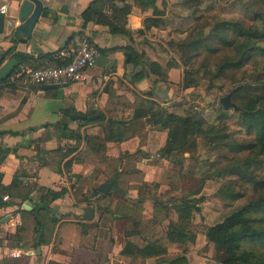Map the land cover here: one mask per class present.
<instances>
[{"label":"crops","instance_id":"0c3cea01","mask_svg":"<svg viewBox=\"0 0 264 264\" xmlns=\"http://www.w3.org/2000/svg\"><path fill=\"white\" fill-rule=\"evenodd\" d=\"M165 1L42 0L26 36L17 30L23 0H0V7L8 5L7 14L0 11V65L17 59L0 81V190L9 195L5 201L1 194L7 203L0 206V264H168L182 253L191 264H209L212 212L204 196L211 192L187 172V158L160 154L168 129L145 113L150 101L182 112L179 102L191 93L183 88L182 68L153 36L163 29V13L155 10L163 11ZM81 37L99 50L85 81L48 88L17 71L54 63L57 50ZM128 45L137 66L126 62ZM110 121L128 136L109 139ZM111 180L108 192L99 190ZM184 198L200 209H185ZM172 225L194 238L171 239ZM155 242L168 252L146 258L124 252L128 243Z\"/></svg>","mask_w":264,"mask_h":264},{"label":"rangeland","instance_id":"374dc122","mask_svg":"<svg viewBox=\"0 0 264 264\" xmlns=\"http://www.w3.org/2000/svg\"><path fill=\"white\" fill-rule=\"evenodd\" d=\"M165 2L160 25L163 29H158L153 36L161 39L156 40L158 48L172 60H176L182 68L183 79L186 76L185 81L189 77L195 83L189 88L191 93L185 98L187 100L181 99L179 102L185 103L186 107L181 108L183 113L192 114L204 122L203 130L198 133L203 146L202 155L197 148L194 153H179L177 158H187V172L198 175L204 185L207 184L211 193L204 198L209 197L211 201L209 223L213 225L245 205L264 199V165H256L246 159L257 151L232 148V145L250 143L257 138L255 132L249 133L242 124L241 114L244 110L238 107L237 102H243L246 106L258 95L264 98V53H258L253 61L241 67H232L222 75H216L217 66L222 62L226 50L208 56L201 49L192 47L190 42L206 37L212 27L222 21H244L247 25L257 23L264 28V19H258L254 14L256 9L264 13V5L258 0ZM247 3L253 6L246 9ZM169 23L170 27L165 28ZM211 42L218 45L214 38ZM186 71L191 75L187 76ZM231 92L234 94L230 101L236 106L225 108L221 99ZM223 187L224 194L227 191H237L242 192V196L237 199L224 198V194L219 191ZM254 249L257 252L259 246ZM206 256L209 264H223L227 251L225 247L211 242V249Z\"/></svg>","mask_w":264,"mask_h":264},{"label":"trees","instance_id":"16d2710c","mask_svg":"<svg viewBox=\"0 0 264 264\" xmlns=\"http://www.w3.org/2000/svg\"><path fill=\"white\" fill-rule=\"evenodd\" d=\"M264 5V0H258ZM97 1L93 2L84 12V18L89 21L92 18L96 8ZM253 5L247 3L246 9ZM155 13L162 14L163 11L155 10ZM254 14L258 19H264L262 10H254ZM148 22H156L154 18H148ZM216 40L218 45L211 42ZM195 49H201L206 52L208 56L216 55L221 50H226L222 56V62L217 66V74L222 75L227 69L232 67H241L245 63L250 62L258 53H264V28H261L257 23L247 25L244 21H222L212 27V31L200 40L190 42ZM66 46V45H65ZM54 53V63H60ZM126 62H132L135 66L139 64L138 54L135 48L131 45L125 47ZM253 61V60H252ZM20 67L17 68V71ZM190 76L189 71L185 72ZM140 79V78H138ZM186 76L183 81V88L188 89L194 86V82ZM264 82V81H263ZM241 89V88H240ZM147 95L153 96L152 91L146 92ZM234 92L232 93L233 97ZM238 107L242 108L244 112L241 114V122L245 125L249 133L255 132L257 138L250 143H239L232 145L233 149H252L256 150L253 156H247L248 161L254 162L256 165H264V98L260 95L246 106L243 102H237ZM177 106V105H175ZM146 115H150L152 120L161 124L168 129V140L166 145L160 149V154L169 158L175 154L185 152H196L198 148L197 135L200 130H203L204 122L201 118H196L192 114L177 112L170 110L167 107L161 106L155 101H150L145 109ZM111 132L107 137L109 139L121 141L128 136L126 128L121 125L116 126L115 121H110ZM261 155V157H259ZM224 194L223 189L220 188ZM218 191V192H219ZM3 192L0 190V206L7 202L1 199ZM4 195V194H3ZM242 196V192L227 191L224 198L237 199ZM190 201L184 198L182 206L185 209L200 208L191 204ZM262 215L257 216L256 214ZM38 220V219H37ZM39 223V222H38ZM264 199L255 200L237 211L232 212L224 220L211 225L207 231V238L210 242L226 248L227 257L223 264H264ZM173 229L169 235L171 239L185 240L187 238H194V235L188 234L184 229L178 225H172ZM259 250L255 252L254 247ZM132 247L135 251H132ZM125 254L139 253L143 258L151 256L165 255L168 250L163 244L149 243L143 248H139L131 243L127 244ZM168 264H191L185 253L174 258L168 259Z\"/></svg>","mask_w":264,"mask_h":264},{"label":"built area","instance_id":"2783aa9c","mask_svg":"<svg viewBox=\"0 0 264 264\" xmlns=\"http://www.w3.org/2000/svg\"><path fill=\"white\" fill-rule=\"evenodd\" d=\"M4 14L8 12V5L0 7ZM98 48L88 38H78L74 44L62 46L57 50L56 58L60 63H52L40 67L23 66L18 71L34 84L78 83L85 81L89 72L97 64ZM2 198L9 200V195Z\"/></svg>","mask_w":264,"mask_h":264},{"label":"water","instance_id":"95a60500","mask_svg":"<svg viewBox=\"0 0 264 264\" xmlns=\"http://www.w3.org/2000/svg\"><path fill=\"white\" fill-rule=\"evenodd\" d=\"M43 10V2L42 0H23L21 6L19 8V19L21 24L17 26V30L22 34L29 36L32 33L33 28L35 27L41 13ZM2 59H0L1 63ZM17 64L16 58H9L5 63L0 65V81L7 77L12 70L14 69L15 65ZM67 83H51L47 84L46 87L54 88V87H61L66 86ZM232 92L224 96L221 101L225 108H229L232 106H236L234 102H231ZM73 118H86L85 114H75L72 116ZM113 180L104 182L99 186V190L102 192H108L113 184ZM31 204V201L27 202ZM25 204V208H29V205ZM94 209L89 207L87 209V217H92Z\"/></svg>","mask_w":264,"mask_h":264}]
</instances>
